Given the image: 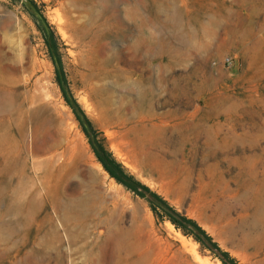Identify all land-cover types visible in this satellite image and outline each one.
I'll return each instance as SVG.
<instances>
[{
    "label": "rangeland",
    "instance_id": "1",
    "mask_svg": "<svg viewBox=\"0 0 264 264\" xmlns=\"http://www.w3.org/2000/svg\"><path fill=\"white\" fill-rule=\"evenodd\" d=\"M27 1L48 32L22 0H0V264H118L101 250L109 215L127 229H153L174 264H264V0H142L131 37L102 34L100 0L91 2L95 23L90 0ZM133 1L120 5L123 16ZM150 75L152 85L143 81ZM136 80L153 93L142 105ZM91 128L133 181L105 170ZM133 139L135 154L122 146ZM154 195L210 241L155 215ZM126 254L133 264L137 253Z\"/></svg>",
    "mask_w": 264,
    "mask_h": 264
},
{
    "label": "bare ground",
    "instance_id": "2",
    "mask_svg": "<svg viewBox=\"0 0 264 264\" xmlns=\"http://www.w3.org/2000/svg\"><path fill=\"white\" fill-rule=\"evenodd\" d=\"M82 2H85V0H83ZM88 2V1H87ZM91 2H92V0H90L87 4H90L91 5ZM100 2H103V5H104V10H105V13H106V17H105V19H104V21H103V24H101L100 26H105V31L102 33L103 35H106V34H108L109 32H110V30L111 29H114L112 32H110L109 34L111 35V34H113V33H117V34H120L121 32H124L125 33V31L127 30V29H129L130 31H131V35H130V33H129V35H130V37L134 34V32L136 31V27H139L138 25H137V22H138V20H140V18H142V17H140V11L142 10V5H143V1L142 0H134L133 2V7H132V9L130 8V9H127L126 11H125V14H124V16L122 15V12H121V10H120V5H123V4H130L129 2H128V0H100ZM149 2V1H148ZM155 4H156V1H155ZM95 5V4H94ZM94 5H91V8H89L87 11V13H89V14H91L90 16H91V18H90V21H89V23L90 22H94L95 23V17L94 18H92L93 17V14H92V11H91V9H92V6H94ZM144 6V5H143ZM102 8V9H103ZM144 8V7H143ZM87 9V8H86ZM82 10H83V8H82ZM173 11V10H172ZM96 12V11H95ZM121 12V13H120ZM142 12V11H141ZM97 14V13H96ZM174 14V13H173ZM95 16V15H94ZM126 17V18H125ZM147 17V19H149L148 18V16H146ZM171 17V16H170ZM219 21V20H218ZM131 22H133V27H134V29H133V27H132V25H131ZM142 22V21H141ZM143 22H144V20H143ZM148 22H149V20H148ZM82 24V23H81ZM85 24V23H84ZM130 25V26H129ZM170 25H171V23H170ZM91 26V25H90ZM96 26V25H95ZM100 26H98V28L100 27ZM176 26V25H175ZM97 27V26H96ZM132 27V28H131ZM78 27H76V29H77ZM87 28H88V26H87ZM190 28V27H189ZM83 28H81V30H82ZM180 29H181V27H180ZM87 30V29H86ZM97 30V29H96ZM106 30H109V31H107L106 32ZM77 31V30H76ZM121 31V32H120ZM83 32V34L86 32L85 31V29H84V31H82ZM99 32L101 33V31L99 30ZM120 32V33H119ZM89 33V32H88ZM92 34V33H91ZM94 34H95V36L94 37H101V39H102V37L103 38H105L104 36H100L99 35V33H98V31H96V32H94ZM126 34H128V33H126ZM176 34V33H175ZM77 35H78V33H77ZM89 35V34H88ZM128 35V36H129ZM79 36H81V35H79ZM121 36H123V35H121ZM127 36V35H126ZM176 36V35H175ZM200 36V35H199ZM79 38V37H78ZM97 38V39H98ZM124 38V37H123ZM193 38H195V37H193ZM126 39V38H125ZM128 40V39H127ZM127 40H125V41H127ZM97 41V40H96ZM211 43V42H210ZM200 45V44H199ZM202 45V44H201ZM198 48V47H197ZM154 50V48H153V46H151V45H148V48H145V50H144V58L146 59V64L148 65V66H150L149 65V59H150V53L152 52ZM109 61V64H110V60H108ZM108 64V65H109ZM110 65H112V64H110ZM113 67V65L110 67V69L109 70H107L106 71V74H109V75H111V74H115L116 72H117V70L118 69H115V68H112ZM150 69H151V67H150ZM14 71V70H13ZM151 71V70H150ZM101 74H102V72H100ZM152 74V73H151ZM99 75V74H98ZM110 78V77H109ZM113 78V77H112ZM153 76L152 75H150V76H148V77H146L145 79L146 80H143V81H145L146 83H149L150 85H152V83L154 82L153 81ZM117 80V79H116ZM140 80V79H139ZM139 80H136V82L134 83V86H135V91L137 92V95L139 96V104L140 105H142V104H144L145 103V101H146V99L148 98H150V96H151V98H152V95H153V93L152 92H148L146 89L147 88H143L144 86H143V81L141 82V81H139ZM1 102H2V100H0ZM5 101V100H4ZM153 102V101H152ZM152 102H149V103H152ZM5 103V102H4ZM2 105V104H1ZM6 105V104H5ZM9 105V104H8ZM126 107V106H125ZM124 109V108H123ZM129 109H130V107H129ZM128 109V110H129ZM136 109H138V110H140V111H138L139 112V114H138V116L140 117V115L142 114V113H140L141 112V108L140 107H137ZM14 110V109H13ZM10 111V110H9ZM112 111V110H111ZM124 111V110H123ZM0 112H2V111H0ZM120 113V112H119ZM123 114V113H122ZM5 115V114H4ZM125 115V114H124ZM131 116V115H130ZM135 116H137V114L135 113ZM128 117V116H127ZM5 118V117H4ZM123 118V117H122ZM131 118H133V117H131ZM126 119V118H125ZM124 126V125H123ZM130 131V130H129ZM20 133V132H19ZM124 133V132H123ZM122 134V133H121ZM37 136V135H36ZM123 136V135H122ZM123 137H125V136H123ZM123 137H121V138H123ZM129 137V136H128ZM37 138V137H36ZM121 138H120V140H121ZM126 138H127V136H126ZM128 139V138H127ZM122 140H124V139H122ZM129 140V139H128ZM136 140V139H135ZM126 141V140H125ZM123 142V141H122ZM122 142L120 143V144H122ZM124 143V142H123ZM138 143V142H136V141H134V139L131 141V142H128L127 143V141H126V143H124V145H122V146H124L126 149H128V150H130V149H132L131 147L133 146L134 147V149H132V153H133V150L134 151H136L137 149H138V146L136 145V144ZM49 146V145H48ZM23 147V146H22ZM45 148V147H44ZM135 148H137L136 150H135ZM19 149V148H18ZM56 150V149H55ZM119 151H120V149H119ZM118 151V152H119ZM131 151V150H130ZM122 152V151H121ZM57 153V152H56ZM124 153V152H123ZM122 153V154H123ZM130 153V152H129ZM129 153H128V155H129ZM58 154V153H57ZM56 154V155H57ZM126 154H127V152H126ZM133 154H135V153H133ZM65 157V156H64ZM123 157H125V155L123 156ZM127 157V156H126ZM21 158V157H20ZM65 159V158H64ZM129 159V158H128ZM136 159V158H135ZM52 160V159H51ZM68 160V159H67ZM130 160V159H129ZM54 161V160H53ZM133 161V160H132ZM72 162V161H71ZM56 163V162H55ZM62 163V162H61ZM64 163V162H63ZM37 164V163H36ZM44 165V164H43ZM54 165V164H53ZM36 166H38V164L36 165ZM35 166V167H36ZM50 172V171H49ZM38 173V172H37ZM61 175V174H60ZM44 176V175H43ZM94 181V180H93ZM92 181V182H93ZM34 183H35V181H34ZM92 184V183H91ZM90 184V185H91ZM96 184V183H95ZM74 185V184H73ZM36 186V185H35ZM40 186V185H39ZM99 186V185H98ZM102 186V185H101ZM77 187H79V185L77 186ZM76 187V188H77ZM94 187H96V185L94 186ZM100 187V186H99ZM98 187V188H99ZM70 188H71V186H70ZM91 188V187H90ZM97 188V187H96ZM84 189V188H83ZM87 189H88V187H87ZM95 189V188H94ZM102 189V188H101ZM115 189V188H114ZM64 190V189H63ZM74 190V189H73ZM96 190V189H95ZM104 190H106V189H104ZM80 191H82V190H80ZM99 191H100V189L99 190H97V191H95V192H98L99 193ZM106 191H108V190H106ZM53 192V191H52ZM68 192V191H67ZM66 192V193H67ZM77 192V191H76ZM93 192V191H92ZM91 192V193H92ZM94 192V193H95ZM101 192V191H100ZM114 192H116V191H114ZM113 192V193H114ZM69 193V192H68ZM85 193V192H84ZM101 193H103V192H101ZM104 193H106V192H104ZM111 193V192H110ZM109 192L107 193V194H110ZM62 194V193H61ZM89 194V193H88ZM93 194V193H92ZM65 195H67V194H65ZM76 195H78V194H76ZM97 195V194H96ZM100 195V194H99ZM101 195H103V194H101ZM100 195V196H101ZM110 195H112V193L110 194ZM114 195V194H113ZM47 196V195H46ZM84 196V195H83ZM98 196V195H97ZM108 196V195H107ZM115 196V195H114ZM37 197H39V196H37ZM85 197V196H84ZM73 198V197H72ZM80 198V197H79ZM85 198H87V197H85ZM105 198H106V196H105ZM118 198V197H117ZM32 199H34V198H32ZM32 199H31V203H32V205H34V203L35 202H32ZM62 199V198H61ZM77 199V198H76ZM90 199V198H89ZM97 199V198H96ZM99 199V198H98ZM97 199V200H98ZM104 199V198H103ZM102 199V200H103ZM68 200V199H67ZM92 200V199H91ZM106 200V199H105ZM104 200V201H105ZM60 201V200H59ZM89 201V200H88ZM103 201V202H104ZM28 202H30V201H28ZM61 202V201H60ZM77 202L79 203V205L81 204L82 205V203H84V202H86V199H84V198H80L79 200H77ZM95 202V201H94ZM100 202H102V201H100ZM103 202H102V204H103ZM63 203V202H62ZM65 203V202H64ZM70 203V202H69ZM76 203V202H75ZM91 204V203H90ZM96 204H98V201H96ZM75 205V204H74ZM92 205V204H91ZM94 205V204H93ZM40 206V205H39ZM97 206V205H96ZM74 207V206H73ZM95 207V206H94ZM101 207H103V206H101ZM62 208H64V207H62ZM67 208V207H66ZM76 208H77V205H76ZM78 208H81V206L80 207H78ZM77 208V209H78ZM90 208V207H89ZM97 208H98V206H97ZM96 208V209H97ZM88 209V208H87ZM21 210V209H20ZM70 210H72V209H70ZM89 210V209H88ZM111 211V210H110ZM84 212V211H83ZM82 212V213H83ZM88 212V211H87ZM91 212V211H90ZM136 212V211H135ZM137 213V212H136ZM28 214V213H27ZM61 214V213H60ZM67 214V213H66ZM87 214V213H86ZM111 214V213H110ZM117 214V213H116ZM115 214V215H116ZM70 215V214H69ZM75 215V214H74ZM78 214H76V216H77ZM81 215V214H80ZM79 215V216H80ZM137 215V214H136ZM67 216V215H66ZM100 216V215H99ZM98 216V217H99ZM135 216V215H134ZM60 217H61V215H60ZM70 217V216H69ZM89 217V216H88ZM93 217V216H92ZM137 217V216H136ZM72 218V217H71ZM78 218V217H77ZM83 218V217H82ZM138 218V217H137ZM85 219V218H84ZM99 219V218H98ZM121 219V218H120ZM75 220V219H74ZM81 220V219H80ZM104 220V219H103ZM86 221V220H85ZM98 221V220H97ZM93 222V221H92ZM96 222V221H95ZM95 222H94V224H95ZM62 223V222H61ZM64 223V222H63ZM68 223V222H67ZM97 224V223H96ZM83 225V224H82ZM123 224H122V222H116L113 218H112V215L110 216H108L106 219H105V221L103 222V228L105 229V244H104V246L105 247H103V249L101 248V250H104L105 248L107 249V251H108V258H116L117 259V262H118V264H124V261H125V259L122 257V255L123 254H125V253H127L128 254V252H132V254H133V252H136L137 253V255H136V257H135V259L133 260L132 259V261H135V262H132L133 264H174V262H175V258L173 257V256H171V254L169 253V250L167 249V248H164L163 247V243H162V240L158 237H156V232H154L153 231V229H151V228H147L146 226H144V225H138V226H134L132 229H127L125 226H122ZM55 226V225H54ZM65 226V225H64ZM66 226H68V225H66ZM75 226H76V224H75ZM91 226V225H90ZM144 226V227H143ZM71 227V226H70ZM72 227H73V225H72ZM84 227H86V226H84ZM97 227H102V226H100V224H97V226L95 227V228H97ZM172 227V226H171ZM74 228V227H73ZM50 229V228H49ZM67 229V228H66ZM51 230V229H50ZM56 230V229H55ZM70 230V229H69ZM76 230H78V229H75V231ZM90 230V229H89ZM92 230V229H91ZM94 230V229H93ZM99 230H100V228H99ZM86 231H87V229H86ZM43 232V231H42ZM49 232V231H48ZM80 232V231H79ZM53 233H55V232H53ZM52 233V234H53ZM78 233V232H77ZM88 233H90V232H88ZM8 234V233H7ZM67 234H69V233H67ZM75 236H76V233H73ZM86 234V233H85ZM90 234H92V233H90ZM43 235H44V233H43ZM51 235V234H50ZM60 235V234H59ZM72 235V234H71ZM6 236V235H5ZM9 236H11V235H7V237H9ZM47 236H49V235H47ZM51 237V236H50ZM54 237V236H53ZM57 237V236H56ZM68 237H70V236H68ZM67 237V238H68ZM72 237H73V235H72ZM179 237V236H178ZM183 237V236H182ZM43 238V237H42ZM92 238V237H91ZM38 239V238H37ZM48 239V238H47ZM50 239V238H49ZM84 239V238H83ZM95 239V238H94ZM94 239H91V240H94ZM3 240H5V239H3ZM53 240H55V238L53 239ZM53 240H52V238H51V240L50 241H52L53 242ZM72 240H75L74 238H72ZM80 240H81V238H80ZM180 240H182L181 238H180ZM13 241V240H12ZM41 241V240H40ZM45 241H47V240H45ZM62 241V240H61ZM77 242H78V240H76ZM102 241V240H101ZM6 242H8V241H6ZM14 242V241H13ZM42 242V241H41ZM82 242V241H81ZM85 242V241H84ZM92 242V241H91ZM94 242V241H93ZM98 242H99V240H98ZM189 242V241H188ZM43 243V242H42ZM54 243H56L55 241H54ZM59 243V242H58ZM58 243H56V244H58ZM95 243V242H94ZM101 243V242H100ZM192 243V242H191ZM16 244V243H15ZM39 244H40V242H39ZM38 244V245H39ZM55 244V245H56ZM76 244V243H75ZM102 244V243H101ZM182 245H183V247H184V249H186V250H189V252L192 254V257L194 256L195 257V259L198 261V262H201V261H204L203 259L201 260V258H200V256H198V254L195 252L196 250L194 249V247L196 246L195 244V246L194 247H191L192 246V244H189V245H191V246H188V244L185 242V240L183 239L182 240V243H181ZM9 245V244H8ZM43 245V244H42ZM48 245H49V243H48ZM59 245V244H58ZM77 245H79V244H77ZM87 245V244H86ZM99 245V244H98ZM103 245V244H102ZM7 246V245H6ZM35 247V246H34ZM38 247V246H37ZM51 247V246H50ZM91 247V246H90ZM94 247H95V245H94ZM101 247V246H100ZM99 247V248H100ZM190 247V248H189ZM40 248V247H39ZM46 248V247H45ZM49 248V247H48ZM55 248V247H54ZM53 248V249H54ZM77 248H79V247H77ZM82 249H83V247H82ZM93 249V248H92ZM92 249H91V251H92ZM45 250H48V249H45ZM52 250V249H51ZM57 251H58V249H56ZM56 250H53V251H56ZM80 250V249H79ZM90 250V249H89ZM30 251V250H29ZM37 251V250H36ZM43 251H44V249H43ZM98 251H100V250H98ZM59 253H60V251H58ZM61 252H62V250H61ZM95 252V251H94ZM101 252V251H100ZM105 252V251H104ZM51 253V252H50ZM96 253V252H95ZM106 253V252H105ZM58 254V253H57ZM65 254V253H64ZM89 254V253H88ZM127 254H126V256H127ZM131 254V253H130ZM31 255V254H30ZM61 255H62V253H61ZM73 255V254H72ZM77 255V254H76ZM79 255V254H78ZM96 255V254H95ZM100 255V254H99ZM102 255V254H101ZM38 256V255H37ZM44 256V255H43ZM58 256V255H57ZM81 256V255H80ZM90 256V255H89ZM89 256H87V257H89ZM124 256V255H123ZM48 257V256H47ZM60 257V256H59ZM66 257V256H65ZM95 257H97V256H95ZM131 257V256H130ZM130 257L129 258H127V259H130ZM32 258V257H31ZM38 258V257H37ZM93 258V257H92ZM91 258V259H92ZM98 258V259H97ZM97 258H94V259H96V260H98L99 261V259H101V258H99V256L97 257ZM132 258V257H131ZM34 259V258H33ZM36 259V258H35ZM44 259V258H43ZM48 259H50V258H48ZM47 259V260H48ZM59 260V259H58ZM103 260V259H102ZM101 260V261H102ZM206 260V259H205ZM37 261V260H36ZM40 261V260H39ZM60 261V260H59ZM128 261V260H127ZM38 262V261H37ZM63 262H65V261H63ZM86 262H87V260H86ZM100 262V261H99ZM103 262V261H102ZM108 262V261H107ZM129 262V261H128ZM47 263V262H46ZM88 263V262H87ZM96 264V262H93V260H92V262H91V264ZM38 264V263H37ZM40 264V263H39ZM42 264V263H41ZM100 264V263H99ZM126 264H128V263H126Z\"/></svg>",
    "mask_w": 264,
    "mask_h": 264
},
{
    "label": "trees",
    "instance_id": "3",
    "mask_svg": "<svg viewBox=\"0 0 264 264\" xmlns=\"http://www.w3.org/2000/svg\"><path fill=\"white\" fill-rule=\"evenodd\" d=\"M33 4V3H32ZM34 5V4H33ZM63 89L64 84H62ZM73 110L75 111L79 121L82 124H88L90 126V122L88 121L87 117L81 111L80 106L74 102L71 105ZM90 138V142L94 148V151L97 155L98 160L102 163L105 170L118 181H124V179L133 181L132 177H126L125 170L123 166L118 163L111 155V153L106 149L103 142L104 140L98 141L96 137V133L92 132L91 129L85 130ZM128 185V182H125ZM130 185V184H129ZM147 190V189H146ZM156 200L150 199L151 207L158 216H165L171 223L176 227V229L180 230L185 236H192L196 241L204 244L205 239L209 242L210 238L206 235V233L198 226L196 222L182 216L176 212H174L170 206L163 201L161 198L157 196H153ZM205 236V237H204ZM205 238V239H204ZM225 257H228L227 254H224ZM223 262L226 264L225 259H222Z\"/></svg>",
    "mask_w": 264,
    "mask_h": 264
},
{
    "label": "water",
    "instance_id": "4",
    "mask_svg": "<svg viewBox=\"0 0 264 264\" xmlns=\"http://www.w3.org/2000/svg\"><path fill=\"white\" fill-rule=\"evenodd\" d=\"M22 3L26 6V8L38 19L40 20L43 28L46 32L49 31V26L43 15L36 9V7L27 0H22Z\"/></svg>",
    "mask_w": 264,
    "mask_h": 264
},
{
    "label": "built area",
    "instance_id": "5",
    "mask_svg": "<svg viewBox=\"0 0 264 264\" xmlns=\"http://www.w3.org/2000/svg\"><path fill=\"white\" fill-rule=\"evenodd\" d=\"M225 63L228 65V66H232L233 65V60L231 58H227L225 59Z\"/></svg>",
    "mask_w": 264,
    "mask_h": 264
}]
</instances>
